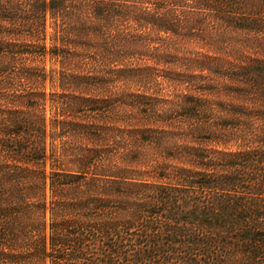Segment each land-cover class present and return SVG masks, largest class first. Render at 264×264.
Returning a JSON list of instances; mask_svg holds the SVG:
<instances>
[{"label": "trees", "instance_id": "trees-1", "mask_svg": "<svg viewBox=\"0 0 264 264\" xmlns=\"http://www.w3.org/2000/svg\"><path fill=\"white\" fill-rule=\"evenodd\" d=\"M0 264H264V0H0Z\"/></svg>", "mask_w": 264, "mask_h": 264}]
</instances>
